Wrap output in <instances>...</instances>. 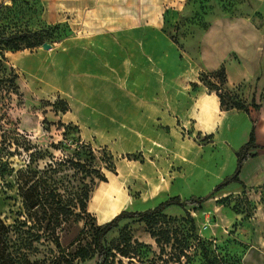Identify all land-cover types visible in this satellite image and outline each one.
Listing matches in <instances>:
<instances>
[{
	"label": "rangeland",
	"instance_id": "obj_1",
	"mask_svg": "<svg viewBox=\"0 0 264 264\" xmlns=\"http://www.w3.org/2000/svg\"><path fill=\"white\" fill-rule=\"evenodd\" d=\"M183 2V8H168L157 27L158 67L175 65L170 43L179 44L186 23L204 27L227 12L264 19L262 0ZM43 11L44 0H0V218L9 228L0 257L4 264H95L93 224L122 209L145 210L205 190L197 185L200 166L189 157L183 164H150L147 145L133 137L139 119L132 61L118 54V37L111 35L101 50L100 41L70 38L68 22L48 23ZM23 31L37 32L53 47L45 49L35 37L10 47L7 37ZM140 44L147 49L148 43ZM142 121L144 128L157 124L147 115ZM173 127L182 129L176 119ZM113 164L115 172L107 168ZM22 187L31 189L37 206L27 208ZM219 194L197 207L171 205L151 218L122 220L105 236L114 255L110 264H241L242 251L230 245L239 242L238 229L253 214L255 199L264 202V185ZM118 203L125 205L106 216ZM226 212L238 216L228 220Z\"/></svg>",
	"mask_w": 264,
	"mask_h": 264
},
{
	"label": "crops",
	"instance_id": "obj_2",
	"mask_svg": "<svg viewBox=\"0 0 264 264\" xmlns=\"http://www.w3.org/2000/svg\"><path fill=\"white\" fill-rule=\"evenodd\" d=\"M183 1L44 0L43 16L48 23L67 21L73 32L70 38L100 41L101 50H106L104 43L111 35L123 43L117 50L132 61L133 103L139 119L134 118L133 137L140 146L147 145L150 164H183L189 157L191 165L200 166L196 179L205 190L203 196L235 171L237 151L254 130L259 147L251 148L255 155L245 161L240 178L249 187L264 185V19L253 12H227L212 17L204 27L186 23L179 44L170 43L175 65L158 67L157 27L168 8L182 7ZM142 42L148 43L147 49H141ZM222 68L229 92L235 90L231 96L247 108L222 106L217 92L200 81L201 72ZM146 115L148 122L157 124L144 128ZM175 119L182 131L173 127ZM245 185L231 182L216 192L217 198ZM254 203L253 214L238 229L239 242L230 245L242 251L241 264H264V202ZM236 216L226 212L228 220Z\"/></svg>",
	"mask_w": 264,
	"mask_h": 264
},
{
	"label": "trees",
	"instance_id": "obj_3",
	"mask_svg": "<svg viewBox=\"0 0 264 264\" xmlns=\"http://www.w3.org/2000/svg\"><path fill=\"white\" fill-rule=\"evenodd\" d=\"M61 24V23H56ZM207 25V24H206ZM205 25V26H206ZM31 37H35L38 40V43L43 44L44 41L42 36L38 35L37 32L34 31H23L21 33H15L12 35H9L7 37V44L10 45V47L14 49H19V40L22 39H31ZM38 43H30L28 46H34ZM201 81L209 88L211 91L217 92V94L221 98L222 106L226 108H247L246 105L239 101L235 100L231 94L228 91L227 83H226V73L225 69L222 68L214 73H206L202 72L200 74ZM225 85V86H224ZM225 90V91H223ZM228 92V93H226ZM63 128H67L66 125L63 126ZM259 147V145L256 143L255 133L254 130L251 132V136L248 142L243 144L240 149L237 151V165L235 168V171L231 174L226 176L220 183H218L208 194L206 195H191L188 198H182L181 195H173L163 201H161L159 204L152 208H148L145 210H128V209H122L120 212H118L115 216H113L110 220L104 222V223H95L92 225L93 227V243L94 248L97 252V261L95 264H110L114 260V255L109 249L105 243V236L112 231L114 228L118 227L120 222L127 218H151L153 215L161 213L164 211L167 207L171 205H179L181 207H187V206H193L197 207L200 206L204 201H206L212 194L216 193L220 189L224 188L226 185H228L231 182H239L243 185H245L244 181L240 178V172L242 170V167L245 163V161L255 154H252L250 152L251 148ZM33 154V153H32ZM93 156L95 154L93 153ZM76 165H82L80 161L76 162ZM107 168L113 172L116 171L115 165H107ZM90 172L98 174V177L101 181H106L107 177L105 174L101 173V169L92 167L90 169ZM31 193V189H24V187L21 188V195L24 199V204H26L27 208H34L37 206L36 198H30L29 194ZM88 196V195H86ZM82 208L84 211H87V203L83 201ZM26 222V221H24ZM9 228L7 225L3 222V220L0 218V255L1 251L6 249V245H8V230ZM37 238H41L43 233H40L37 231ZM156 236V235H154ZM156 240L158 241V237H156ZM0 257V264H4V260H2ZM181 264V262H179Z\"/></svg>",
	"mask_w": 264,
	"mask_h": 264
},
{
	"label": "bare ground",
	"instance_id": "obj_4",
	"mask_svg": "<svg viewBox=\"0 0 264 264\" xmlns=\"http://www.w3.org/2000/svg\"><path fill=\"white\" fill-rule=\"evenodd\" d=\"M124 205H125L124 203H118L117 205H115L114 207H112V210L106 216H109L113 212H116L121 206H124Z\"/></svg>",
	"mask_w": 264,
	"mask_h": 264
},
{
	"label": "water",
	"instance_id": "obj_5",
	"mask_svg": "<svg viewBox=\"0 0 264 264\" xmlns=\"http://www.w3.org/2000/svg\"><path fill=\"white\" fill-rule=\"evenodd\" d=\"M42 46L45 48V49H49V48H51V47H53V44L52 43H49V42H44L43 44H42Z\"/></svg>",
	"mask_w": 264,
	"mask_h": 264
}]
</instances>
